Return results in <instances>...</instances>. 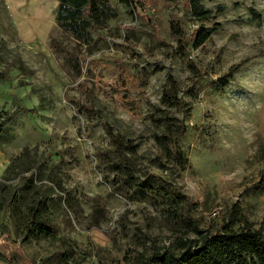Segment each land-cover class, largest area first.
<instances>
[{
    "label": "rangeland",
    "instance_id": "374dc122",
    "mask_svg": "<svg viewBox=\"0 0 264 264\" xmlns=\"http://www.w3.org/2000/svg\"><path fill=\"white\" fill-rule=\"evenodd\" d=\"M108 3L79 44L55 0H0V264H148L197 239L170 212L264 233V0ZM39 203L53 234L26 238Z\"/></svg>",
    "mask_w": 264,
    "mask_h": 264
},
{
    "label": "trees",
    "instance_id": "16d2710c",
    "mask_svg": "<svg viewBox=\"0 0 264 264\" xmlns=\"http://www.w3.org/2000/svg\"><path fill=\"white\" fill-rule=\"evenodd\" d=\"M55 1L58 3L57 26L69 33L79 44H89L92 40V28H101L107 21L117 17V12L110 6L108 0ZM116 1L120 5L132 9H138L142 6V0ZM160 1L173 3L176 0ZM187 10L189 15L196 20H204L211 14L210 10L204 9L201 0H187ZM249 11L255 18H258L254 10ZM179 25L177 21L172 24L171 28L180 36L178 41L181 42L183 33ZM209 37L210 33L203 27L198 28L192 46L194 48L201 47ZM234 68H238V65H234L230 70ZM3 74L4 72H0V76ZM227 76L221 80L222 88L228 85ZM163 97L164 100H167L166 98L169 100L170 95L165 92ZM22 110L27 112L25 109ZM183 132L184 127L179 133ZM166 152L171 157L176 170L185 171L187 169L188 161L179 149H175L174 152L167 149ZM177 196H179L178 193ZM170 215L175 219L182 218L188 222V226L197 239L182 241L177 253H170L167 256L158 254L152 256L148 264H264V233L254 229L235 206L232 207L228 216L227 225L215 234L199 230L196 222L189 216L177 215L175 212H170ZM29 216L30 225L27 229L26 238L49 237L53 234L54 228L43 217L40 203L29 209ZM95 217L100 218L99 210H96ZM233 225L237 227L233 228Z\"/></svg>",
    "mask_w": 264,
    "mask_h": 264
}]
</instances>
